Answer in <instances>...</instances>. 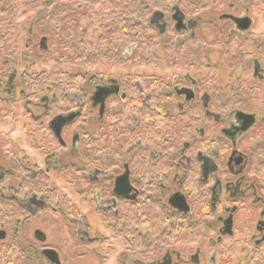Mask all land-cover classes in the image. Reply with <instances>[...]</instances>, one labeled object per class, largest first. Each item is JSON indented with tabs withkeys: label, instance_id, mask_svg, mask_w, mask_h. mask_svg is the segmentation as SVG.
<instances>
[{
	"label": "flooded vegetation",
	"instance_id": "af4514ba",
	"mask_svg": "<svg viewBox=\"0 0 264 264\" xmlns=\"http://www.w3.org/2000/svg\"><path fill=\"white\" fill-rule=\"evenodd\" d=\"M260 1L154 0L134 36L150 51L118 42L120 60L85 74L55 66L22 75L23 131L39 162L9 137L0 142V264H53L47 250L59 264L81 260L46 246L41 229L31 236V223L51 216L90 250L89 264H264ZM42 5L27 29L29 52L52 3ZM2 26L0 45L17 31L13 9ZM49 42L41 36L39 50ZM8 63L0 110L12 119L19 84ZM62 117L72 119L61 127ZM56 170L70 194L51 181Z\"/></svg>",
	"mask_w": 264,
	"mask_h": 264
},
{
	"label": "rangeland",
	"instance_id": "374dc122",
	"mask_svg": "<svg viewBox=\"0 0 264 264\" xmlns=\"http://www.w3.org/2000/svg\"><path fill=\"white\" fill-rule=\"evenodd\" d=\"M46 0H39L38 3L34 6V0H0V10L5 5L6 7H11L14 10V18L17 20L18 28L17 31L12 34V36L9 37L10 40H7L3 45H0V68L3 69V71L6 72L9 67V60H13L15 63V72L17 74V80L16 83H18V87L16 90L15 98L17 99V108L14 111V117L12 119L8 118L5 112H1L0 110V142H7V137H9L11 140H13V143L11 142V145L14 148L20 147V149L25 150L31 157L32 161L39 162L37 157L34 155L37 153L35 151L31 150L30 145L28 144L26 134L23 131L24 126V112L22 108V104L24 101L22 93L26 91V86L22 84L21 77L23 74L25 75H32L42 73L45 71H48L50 68L55 66L60 67L61 70H67V71H73V72H79L85 74L88 70V68L92 65H79L76 63H73L71 61L61 60V63H59L60 56L62 57L63 52L61 51V47L56 41V39L50 37L49 42V52L47 53H41V51L38 48L39 41L41 39V36L43 35H50L51 29L47 26H44V23H39L37 26L38 32L35 34V43L36 47L35 49L31 50L29 52L25 48L26 40H27V29L29 26V23L31 20L34 19L35 14L40 11L41 9H47V6H43L42 3H44ZM32 4V5H31ZM73 4V0H55V3L52 4L50 8H60L57 12H62L63 9L68 8ZM50 11V10H49ZM5 16L1 15L0 13V30L1 28H6L7 26H2ZM260 25L261 28L264 27V15L260 18ZM264 29V28H263ZM58 63V64H57ZM56 64V65H55ZM95 65V64H94ZM102 63L100 64V66ZM99 67V66H98ZM57 70V69H55ZM49 72V71H48ZM28 84V82H26ZM12 120V122H11ZM13 130V132H12ZM6 138V139H5ZM66 141L68 142V145L70 146V139L66 138ZM4 145L3 143H0ZM2 145H0V148H2ZM29 151H32L29 152ZM1 157V153H0ZM66 161H69L67 159ZM40 168L44 171H47L45 166H40ZM49 176L51 178V181L56 183L57 185H62V187L70 194L69 188L66 185L65 179L61 177L57 170L55 172H50ZM63 178V179H62ZM81 187V189H83ZM71 198H76L77 205L81 210L87 214L89 211V208L86 204H83L81 197H77L76 195H72ZM94 212V211H93ZM91 210L89 214L93 213ZM48 216V215H47ZM50 216V215H49ZM48 223H42L40 219H35L31 226H29V232L31 236H33V232L35 229H41L43 232L46 233L48 240L46 243V246L48 247H57L60 246L62 249V256L63 257H69L76 260H79L77 262H74L73 264H89L91 263V254L90 250H87L86 248L77 247L76 245L72 244V240L69 237L66 229L62 226V228L59 226L60 222L53 216L50 217V219L47 220ZM68 226V225H67ZM97 227L98 224L96 223ZM45 246V245H44ZM117 252H108L107 249H105V254L107 258H110L111 261H113L115 258H117ZM108 255V256H107Z\"/></svg>",
	"mask_w": 264,
	"mask_h": 264
},
{
	"label": "trees",
	"instance_id": "16d2710c",
	"mask_svg": "<svg viewBox=\"0 0 264 264\" xmlns=\"http://www.w3.org/2000/svg\"><path fill=\"white\" fill-rule=\"evenodd\" d=\"M263 1L258 3L264 6ZM45 2L54 4L55 0ZM153 6L154 0H73L62 12H57L60 8H50L45 22L39 23L51 29L49 37L56 39L61 47L60 61L90 66L101 64L107 57L120 60L119 55H115L119 50L118 42L123 45L136 42L137 52L150 51V41L134 36L148 27ZM11 12L9 6L1 9L4 21L9 20ZM141 59L143 61L144 57ZM81 78L80 74L79 87L83 82Z\"/></svg>",
	"mask_w": 264,
	"mask_h": 264
},
{
	"label": "water",
	"instance_id": "95a60500",
	"mask_svg": "<svg viewBox=\"0 0 264 264\" xmlns=\"http://www.w3.org/2000/svg\"><path fill=\"white\" fill-rule=\"evenodd\" d=\"M34 25H35V21L34 22H32V24H31V33H32V30H33V27H34ZM48 49V46H47V39L46 38H44V39H42V41H41V50H47ZM71 119H72V117H69V118H67V117H62V118H59L58 119V122H57V124L58 125H62L61 127H64L65 125H66V122L67 121H71ZM68 123V122H67ZM58 138L61 140V135L59 134L58 135ZM41 241H44V239L42 238V239H40ZM45 255H46V257L53 263V264H59V261H58V255L56 254V252L55 251H52V250H47V251H45Z\"/></svg>",
	"mask_w": 264,
	"mask_h": 264
}]
</instances>
